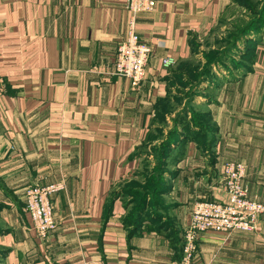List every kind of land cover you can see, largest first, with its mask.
Segmentation results:
<instances>
[{
    "label": "crops",
    "instance_id": "obj_1",
    "mask_svg": "<svg viewBox=\"0 0 264 264\" xmlns=\"http://www.w3.org/2000/svg\"><path fill=\"white\" fill-rule=\"evenodd\" d=\"M243 1L155 0L137 17L152 53L135 86L114 75L126 0H0V264H264V218L253 232L201 233L188 263L183 254L193 205L224 198L226 162L246 165L243 184L264 202V38L250 36L249 70L215 69L204 82L200 142L178 128L162 169L145 167L163 144L154 120L174 73L213 47L218 29L248 19ZM62 174L57 228L39 238L24 192Z\"/></svg>",
    "mask_w": 264,
    "mask_h": 264
},
{
    "label": "built area",
    "instance_id": "obj_2",
    "mask_svg": "<svg viewBox=\"0 0 264 264\" xmlns=\"http://www.w3.org/2000/svg\"><path fill=\"white\" fill-rule=\"evenodd\" d=\"M129 12L127 36L118 46L114 75L130 80L133 85H140L146 75L151 47L143 42L137 32V17L142 13L152 12L155 0H126ZM173 58H165V68L174 65ZM1 88L3 82L0 81ZM247 167L242 162L228 161L222 168L224 198L220 201L196 202L191 211V220L186 229L184 261L192 258L194 241L201 233H219L229 235L234 232H253L257 222L264 218V202L249 195L243 184ZM67 179L64 174L51 184L28 187L24 192L25 206L29 213L35 233L39 238H46L57 228L51 199L64 191Z\"/></svg>",
    "mask_w": 264,
    "mask_h": 264
},
{
    "label": "rangeland",
    "instance_id": "obj_3",
    "mask_svg": "<svg viewBox=\"0 0 264 264\" xmlns=\"http://www.w3.org/2000/svg\"><path fill=\"white\" fill-rule=\"evenodd\" d=\"M244 3L245 14L248 13L249 16H252L254 14L252 11H261L260 14L257 15L256 13L253 17L254 19H258V21H262L264 17V13L261 10L262 6L259 3L256 5ZM247 9L249 12L246 11ZM237 22L239 20L229 22L227 28H225V32H221L218 29L217 34L221 33L219 34L220 36H213L209 39L210 41L205 42V44L215 45L210 49L196 52V56L188 62L186 69L182 70L181 76L178 75V78L173 81L170 99L168 98L166 104L164 102L159 107L158 114L154 120L156 127L153 132V140L157 141H154V145L162 142L163 144L151 148L154 153L153 155L157 159V163L154 166L150 164L146 165L147 169L153 168V171H160L162 169L161 164L165 158V151L170 148H165V139H173L176 135V129L181 128L185 130L187 128L188 132H184V134L186 133L187 137L189 136L187 133H190L189 137L193 138L194 136L192 135H195L193 134L195 132L189 129L190 126L198 127L199 130L207 128L210 114L204 110L203 106L208 101V98H210V91L209 88H206L207 90L204 89L205 76L210 82L213 79L215 69L226 72L225 75H231L234 73L235 68L240 69L239 65L248 62V57L251 56H248V51L242 41H238L239 34H236L238 31L235 28L238 25ZM230 23L232 26L229 27ZM203 94L208 98L201 96ZM196 140L198 141V139Z\"/></svg>",
    "mask_w": 264,
    "mask_h": 264
},
{
    "label": "trees",
    "instance_id": "obj_4",
    "mask_svg": "<svg viewBox=\"0 0 264 264\" xmlns=\"http://www.w3.org/2000/svg\"><path fill=\"white\" fill-rule=\"evenodd\" d=\"M244 2H246L248 5H252V3L254 5H256V4L259 3L260 6H262V9H261L262 10V13H264V0H247V1H243V4H245ZM252 9H254V8H252ZM252 12H254V14H252V16H249L248 13H247L248 19H246V18L243 17L241 20H239V22H237L238 25L235 26V28H237V31H238L236 34L237 35L239 34L238 41H242V43L246 47V50L248 51V54H249L248 56H251V57H248L249 59L247 60L248 61L247 63H244L242 65H239L240 69L239 68H235V70H234L235 73L238 72V71H242V70H245V71L249 70V67L248 66L251 63V61L253 60V57L255 55V49L253 47V44H251L252 43L251 39H253V38H251L250 36H254L257 39H260L261 42H262V39L264 38V17L262 18V21H260V20L258 21V19H254L253 16H255L256 13H257V15L260 14L261 11L260 12H258V11H252ZM245 20H247V21H245ZM247 42H249V44H247ZM187 66H188V63L183 68H181L179 71H177V72L174 73V80L176 78H178V75L181 76L182 70L186 69ZM209 76H210V74H209ZM205 79L207 80V77L206 76H205ZM167 100H168V98L165 99V104H166V101ZM162 105H160V106H162ZM208 128L209 127L207 126V128L206 129H203V130L204 131H208ZM203 130H199L198 132H195L194 133L195 135H194L193 138L195 139V137H197L196 139H198V141H199L200 140V137L205 136V133L203 132ZM165 153H166V151H165ZM136 199H137V197H136ZM145 200H146V195H144L141 198H138V201H137L138 208L139 207L144 208L146 206ZM149 215H151V214H149Z\"/></svg>",
    "mask_w": 264,
    "mask_h": 264
}]
</instances>
